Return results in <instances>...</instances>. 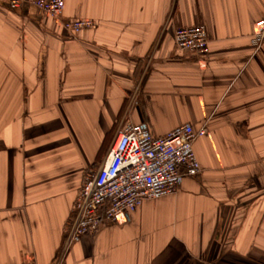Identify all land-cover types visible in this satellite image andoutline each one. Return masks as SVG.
<instances>
[{
    "label": "crops",
    "instance_id": "obj_1",
    "mask_svg": "<svg viewBox=\"0 0 264 264\" xmlns=\"http://www.w3.org/2000/svg\"><path fill=\"white\" fill-rule=\"evenodd\" d=\"M263 18L264 0H64V20L96 23L71 37L0 0V264L59 256L85 172L127 121L154 137L204 129L201 173L103 223L63 264H264ZM196 25L204 58L174 45Z\"/></svg>",
    "mask_w": 264,
    "mask_h": 264
},
{
    "label": "built area",
    "instance_id": "obj_2",
    "mask_svg": "<svg viewBox=\"0 0 264 264\" xmlns=\"http://www.w3.org/2000/svg\"><path fill=\"white\" fill-rule=\"evenodd\" d=\"M13 9L31 6L59 21L65 32L76 37L93 29V21L63 19L64 0H7ZM177 51L199 58L208 54V40L203 25L182 27L173 35ZM264 42V18L252 25L251 45L258 50ZM190 124L181 125L162 137H154L141 125L121 124L105 162L83 176L73 204V215L65 225V239L59 256L51 264H63L71 245L96 233L103 223H125L144 201L174 195L184 178L200 175L201 167L193 150L197 138Z\"/></svg>",
    "mask_w": 264,
    "mask_h": 264
},
{
    "label": "trees",
    "instance_id": "obj_3",
    "mask_svg": "<svg viewBox=\"0 0 264 264\" xmlns=\"http://www.w3.org/2000/svg\"><path fill=\"white\" fill-rule=\"evenodd\" d=\"M105 140H107V141H108V140H109V136H107Z\"/></svg>",
    "mask_w": 264,
    "mask_h": 264
}]
</instances>
